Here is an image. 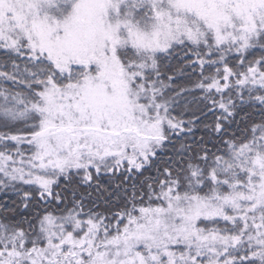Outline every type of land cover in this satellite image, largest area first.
<instances>
[{
    "label": "snow or ice",
    "instance_id": "1",
    "mask_svg": "<svg viewBox=\"0 0 264 264\" xmlns=\"http://www.w3.org/2000/svg\"><path fill=\"white\" fill-rule=\"evenodd\" d=\"M0 264H264V0H0Z\"/></svg>",
    "mask_w": 264,
    "mask_h": 264
},
{
    "label": "trees",
    "instance_id": "2",
    "mask_svg": "<svg viewBox=\"0 0 264 264\" xmlns=\"http://www.w3.org/2000/svg\"><path fill=\"white\" fill-rule=\"evenodd\" d=\"M189 99H191V97H189ZM181 103H183V102H181ZM240 118H238V120H239ZM201 133L199 132V131H197V135H200Z\"/></svg>",
    "mask_w": 264,
    "mask_h": 264
}]
</instances>
